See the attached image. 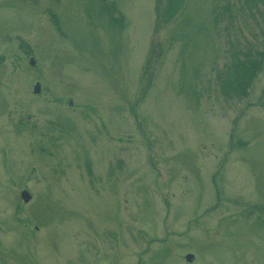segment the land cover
Here are the masks:
<instances>
[{
    "label": "rangeland",
    "instance_id": "1",
    "mask_svg": "<svg viewBox=\"0 0 264 264\" xmlns=\"http://www.w3.org/2000/svg\"><path fill=\"white\" fill-rule=\"evenodd\" d=\"M0 264H264V0H0Z\"/></svg>",
    "mask_w": 264,
    "mask_h": 264
},
{
    "label": "trees",
    "instance_id": "2",
    "mask_svg": "<svg viewBox=\"0 0 264 264\" xmlns=\"http://www.w3.org/2000/svg\"><path fill=\"white\" fill-rule=\"evenodd\" d=\"M170 15H171V13L168 14V16H170ZM243 62H245V59L242 60V66H241L242 72L244 71L243 70V67L245 65V64H243ZM258 68H259V62L254 60V62L251 64V67L247 71H245L246 74H244V85H243L244 88L241 89V91L239 93L246 92V90H245L246 87L245 86L250 83L252 77L254 76V74H255V72H256V70ZM220 81H221V84H222L223 83V80H220ZM221 84H220V86H221Z\"/></svg>",
    "mask_w": 264,
    "mask_h": 264
},
{
    "label": "water",
    "instance_id": "3",
    "mask_svg": "<svg viewBox=\"0 0 264 264\" xmlns=\"http://www.w3.org/2000/svg\"><path fill=\"white\" fill-rule=\"evenodd\" d=\"M29 62H30V64H33L32 59H30ZM38 90H39V86H38V84H35L34 89H33V92L34 93H37ZM20 197H21V199H22L23 202L28 201L29 198H30L29 194L26 191H24V190L20 192ZM184 258H185L186 261L189 262L192 259V255L191 254H186Z\"/></svg>",
    "mask_w": 264,
    "mask_h": 264
}]
</instances>
